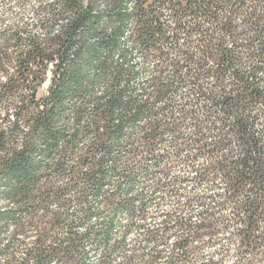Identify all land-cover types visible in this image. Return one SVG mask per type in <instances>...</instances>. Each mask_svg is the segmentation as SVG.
I'll use <instances>...</instances> for the list:
<instances>
[{
  "label": "trees",
  "instance_id": "obj_1",
  "mask_svg": "<svg viewBox=\"0 0 264 264\" xmlns=\"http://www.w3.org/2000/svg\"><path fill=\"white\" fill-rule=\"evenodd\" d=\"M59 2L68 16L52 34L15 31L13 53L8 40L0 44V264H91L93 253L94 264H110L107 256L124 243L110 242L116 214L134 213L135 181L105 189L120 170L125 139L134 168H142V151L155 158L163 124L138 123L159 99L204 114L176 153L192 147L190 154L202 148L211 156L238 144L239 156L210 161L196 177L220 173L229 197L240 195L232 207L239 253L257 249L264 241V139L255 128L264 113V0ZM135 51L157 60L151 97L138 81ZM205 123L216 134L211 146L202 141Z\"/></svg>",
  "mask_w": 264,
  "mask_h": 264
},
{
  "label": "rangeland",
  "instance_id": "obj_2",
  "mask_svg": "<svg viewBox=\"0 0 264 264\" xmlns=\"http://www.w3.org/2000/svg\"><path fill=\"white\" fill-rule=\"evenodd\" d=\"M67 16L59 0H0V44L8 40V52L13 53L11 44L15 31L22 36L45 37ZM134 60L141 67L138 81L151 97L149 84L157 60H145L139 51H135ZM4 76L0 74V81ZM46 76L49 78L51 72L47 71ZM48 82L38 88L39 96L46 93ZM260 108L254 111L259 112ZM149 118L161 120L163 124V137L157 141L155 158L144 156L142 151L139 158L142 168H134L135 162L127 151L129 142L125 139L126 148L117 153L120 170L112 175L105 189L107 194L117 184L124 188L129 177L135 181L129 192L135 197L134 213L130 214L124 207L116 214L110 242L124 239V243L107 256L110 264H264V241L253 252L239 253L236 229L240 222L233 215L232 207L240 200V195L229 197L220 173L201 179L196 177L210 161L239 156L236 141L218 148L211 156L202 148L190 154L194 152L192 147L176 153L177 143L189 142L190 137H195L194 119H204V114L197 111L191 115L190 111L177 105L168 106L164 99H159L144 113L138 125ZM255 128L261 130L264 139V113L257 116ZM201 131L202 141L211 146L216 139L215 132L208 123L201 125ZM51 209L57 207L52 205ZM74 209L73 203L68 211ZM103 213L109 217L112 210L106 207ZM258 224L254 231L256 240L260 239L262 221ZM182 242L187 249H181ZM101 249L105 251V247ZM97 256L92 254L91 264L96 262Z\"/></svg>",
  "mask_w": 264,
  "mask_h": 264
}]
</instances>
